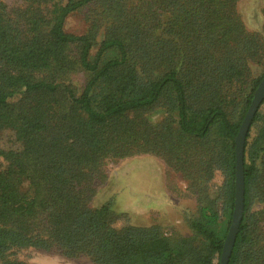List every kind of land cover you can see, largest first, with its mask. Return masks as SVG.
Instances as JSON below:
<instances>
[{
  "label": "trees",
  "instance_id": "1",
  "mask_svg": "<svg viewBox=\"0 0 264 264\" xmlns=\"http://www.w3.org/2000/svg\"><path fill=\"white\" fill-rule=\"evenodd\" d=\"M239 1H0V129L21 142L0 150V264H32L18 258L30 250L93 264H219L234 208L235 137L264 77V24L248 30ZM78 11L86 30L67 32ZM156 108L158 122L142 117ZM144 153L176 168L205 162V179L190 184L192 234L132 224L111 200L93 204L107 161ZM242 163L227 264H264V98Z\"/></svg>",
  "mask_w": 264,
  "mask_h": 264
},
{
  "label": "rangeland",
  "instance_id": "2",
  "mask_svg": "<svg viewBox=\"0 0 264 264\" xmlns=\"http://www.w3.org/2000/svg\"><path fill=\"white\" fill-rule=\"evenodd\" d=\"M8 7L20 5L22 0H0ZM264 0H240L238 12L246 26L252 32L261 33L264 24ZM84 11L69 15L65 21V30L82 33L87 22ZM262 64L253 65V77L261 74ZM85 75L80 73L75 79L79 90L85 83ZM142 112V117L152 124L161 118V110ZM21 147L13 129H0V150H14ZM194 153L195 150H194ZM205 162L193 158L190 164L182 168L167 163L149 154H137L107 161L104 167L105 180L98 185L94 205L111 200L116 212L126 213L130 223L135 225H160L168 232L190 235L188 219L196 210L195 194L190 188L196 177L204 178ZM212 182L220 185L222 177L215 171ZM196 183V182H195ZM26 189V188H24ZM264 234V221L260 224ZM32 264H93L86 258L68 259L55 251L30 250L18 255Z\"/></svg>",
  "mask_w": 264,
  "mask_h": 264
},
{
  "label": "water",
  "instance_id": "3",
  "mask_svg": "<svg viewBox=\"0 0 264 264\" xmlns=\"http://www.w3.org/2000/svg\"><path fill=\"white\" fill-rule=\"evenodd\" d=\"M264 98V77L258 84L253 98L250 102V105L246 111V114L241 122L238 133L235 137V199H234V208L232 212L231 223L225 237L222 252L219 259V264H227L234 238L238 230V226L241 221L242 215V201H243V172H242V158H243V147L244 139L252 118L259 107L261 101Z\"/></svg>",
  "mask_w": 264,
  "mask_h": 264
}]
</instances>
